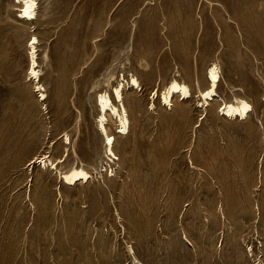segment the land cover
<instances>
[{"label": "rangeland", "instance_id": "obj_1", "mask_svg": "<svg viewBox=\"0 0 264 264\" xmlns=\"http://www.w3.org/2000/svg\"><path fill=\"white\" fill-rule=\"evenodd\" d=\"M37 1L26 22L0 0V264H264V0ZM116 54L114 87H141L125 91L129 133L107 126L111 158L93 86ZM213 64L206 109L152 101L173 79L206 89ZM236 98L245 121L219 112ZM41 155L58 172L31 164ZM74 166L88 183H63Z\"/></svg>", "mask_w": 264, "mask_h": 264}, {"label": "bare ground", "instance_id": "obj_2", "mask_svg": "<svg viewBox=\"0 0 264 264\" xmlns=\"http://www.w3.org/2000/svg\"><path fill=\"white\" fill-rule=\"evenodd\" d=\"M14 1L15 3L21 5V11L19 14L20 19L25 20L26 22H31L37 19L39 6L37 0ZM30 42L31 65L29 77L35 82L37 90L45 92L44 87L41 85L42 70H37L39 68L37 56V44L39 41L36 37H32ZM120 57V54H116L114 56L111 63L112 70L105 77H103L102 82L93 86V93L97 94V107L100 112L98 117V128L105 138V153L107 157L111 158H116V154L114 152L116 139L109 134L107 126L110 120H115L119 125V134L127 135L129 133L130 118L124 104L125 91L128 88L135 90L140 89L141 87L137 78L132 76L131 79L128 80L123 74L119 76L117 85L114 87L113 84L116 81V70ZM220 81L221 75L219 66L218 64H213L211 65L207 75L206 83L208 87L206 89H200L197 94H194L189 85L173 79L160 95L157 91L154 92V94L152 93L153 95L151 94L152 101H154L156 97L160 98L161 104L172 109L176 98L181 99L182 101H190L195 95V97L199 99V108L206 109L217 98H220L218 95ZM102 83L106 86V88L112 87V92H109L108 89L99 92L98 90L100 89ZM40 98L41 101H45L47 96L45 94H41ZM219 112L227 119L245 121L253 112V106L243 98H236L234 101L223 100ZM65 141L66 143L70 142V137L67 134L65 136ZM31 164H38L43 169H50L58 172L57 162L51 160L47 155H41L40 157L35 158ZM111 173L113 174V170H111L110 174ZM58 174L60 175L63 183L70 187L76 186L80 183H88L93 176L92 173L84 167L75 166L65 174L60 172ZM130 251L133 253L132 249H130Z\"/></svg>", "mask_w": 264, "mask_h": 264}]
</instances>
